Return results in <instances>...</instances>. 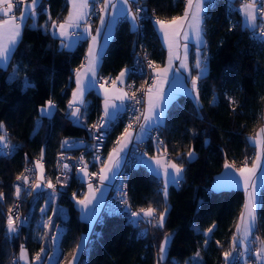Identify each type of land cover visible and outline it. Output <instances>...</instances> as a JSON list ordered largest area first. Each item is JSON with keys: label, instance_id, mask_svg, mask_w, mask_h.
<instances>
[{"label": "trees", "instance_id": "1", "mask_svg": "<svg viewBox=\"0 0 264 264\" xmlns=\"http://www.w3.org/2000/svg\"><path fill=\"white\" fill-rule=\"evenodd\" d=\"M239 2L208 1L204 20L207 71L200 81L199 106L191 97L178 96L159 127L167 154L175 162H180L178 152L185 154L194 149L196 153V159L183 164L181 185L168 188L169 211L164 228L152 227L150 233L142 237L139 231L144 223L137 228L125 215L103 212L91 229L81 219L72 199L73 193L83 198L84 186H79L70 175L65 191L58 193V204L64 208L65 215L62 225L66 228L61 237L60 264L72 260L76 245L84 235H89V240L80 256V264H157L163 236L174 229L177 231L165 264H187L196 252L202 257L200 264H224L222 253L230 249L245 194L235 188L215 190L212 182L227 162L236 168L253 162L255 146L249 138L255 136L264 122V41L243 26L237 8ZM139 3L149 13L148 17L140 19V33L131 28L128 19L118 22L103 55L100 74L117 76L133 61L138 45L156 65L164 64L166 51L154 18L166 20L181 15L184 0H141ZM68 9L67 0H41L37 7L38 27L31 26L30 19L27 21L8 66L0 68V122L5 125L7 139L17 146L11 156L5 157L0 152V193L4 195L0 201V264H11L12 257H19L21 246L27 249L30 261L41 247L47 249L49 256L51 248L41 239L44 226L39 222L42 215L39 209L48 188L33 189L31 195L21 200L20 211L28 216V224L18 227L17 234L7 232L6 217L16 199V177L41 159L43 149L45 178L62 186L56 173L57 157L63 151L61 142L86 135L82 126L67 119V113L75 87L74 70L84 62L87 42H81L73 51H59L60 41L42 28L49 21V15L50 21L60 22L67 16ZM14 71L17 79H12ZM25 78L32 85L26 89L23 87ZM213 96L217 97L215 103ZM229 97L235 104L230 105ZM49 99L57 106L50 119L39 113ZM86 99L84 124L95 123L102 116V98L91 90ZM39 118L41 124L37 127ZM125 127V120H121L112 130L104 154ZM142 146L149 155L156 153L152 139ZM98 166L99 162L93 163L92 170H97ZM160 193L161 186L145 166L133 167L128 197L134 208L151 206L162 210L165 202ZM261 194L264 195V186ZM213 224L216 228L205 246L204 233ZM257 226V234L264 240V206L257 210ZM47 260L42 264H47Z\"/></svg>", "mask_w": 264, "mask_h": 264}, {"label": "snow or ice", "instance_id": "2", "mask_svg": "<svg viewBox=\"0 0 264 264\" xmlns=\"http://www.w3.org/2000/svg\"><path fill=\"white\" fill-rule=\"evenodd\" d=\"M39 2L40 0H0V68H6L8 66L12 54L20 41L23 28L26 26V21L28 19L35 21L37 16L36 9ZM184 3L185 10L181 15L166 20L155 19V25L168 50V59L164 67L156 65L153 61L147 62V67L155 72V80L149 86L140 89L142 93L140 97H137L135 91L129 94L123 87H117L118 83L123 85L128 76L134 71H145L140 66L139 60L133 68L123 69L114 80H111L110 88L105 87V84L108 83L107 80L103 77L97 78L100 65V57L98 54L100 45L97 37L100 36L101 29H107L106 36L111 35L118 17L128 19L135 28H139L138 21L141 19L140 13L144 10L140 7L139 0H69L70 10L68 11L67 17L59 23L55 20L51 21V34L54 37L60 38L61 46L64 48L71 47L73 38L84 39L87 37L92 41L86 56L87 66H82L84 67V71L81 72L80 69L74 70L76 88L72 92V99L68 104L69 112L67 115L72 118L74 123L84 124L87 116V103L84 99L85 92L90 89L99 88L103 90V114L96 125H92L90 128L86 124L84 125L92 134L94 141L99 142L103 140L107 125L118 117L122 109L131 107L133 112L132 120L136 122L135 127L130 122L124 128L122 134L116 141L118 147H114L105 160H101L98 154L95 156V160L101 164L98 173H89L88 164L84 161L83 155L77 160L75 165L64 162L70 158L65 154L75 149L77 143L82 145V141L74 142L65 139L61 142V149L63 151L60 153L57 166L64 179L61 181L60 176H58L57 181L62 186H66L70 178L69 173L72 172L73 167L78 169L76 172L78 178L82 181H88V191L84 197L79 199L77 198V194L73 193L72 199L79 207L82 217L92 224L96 223L99 218L98 208L100 207V199L96 193L107 186L105 182L117 176L124 155H126L124 153L125 147L134 141L136 143L142 142L146 135H150L152 130L158 129L163 123L165 118V105L170 100V97L165 92V86L169 84L170 74L182 75L181 70L187 72V79L191 88H186L185 91L194 96L199 106L200 81L205 76L207 63V57L203 54L204 47L206 46L204 20L207 0H184ZM134 4L136 5L135 10H133ZM17 10L20 13L19 16L15 14ZM242 12L244 14L243 26L246 29L252 30L254 35H258L264 41V23H258V20L264 21V0H245ZM93 14H99L98 18L101 26L96 29V35H92L91 24L89 23L90 17ZM49 20H51L50 15ZM33 27H38V25L34 23ZM44 29L45 31L49 30L47 23L44 25ZM193 39L196 41V54L194 56V64L190 66L188 63L189 42ZM181 41L184 42L182 43ZM181 49H183V57H181ZM176 60H180V65L177 68H173L174 61ZM194 70L195 75H193ZM17 78L18 75L14 71L12 79ZM31 86L30 81L25 78L23 87L26 89ZM129 87L132 86L129 85ZM228 99L230 105L235 104V101L231 97ZM216 100L217 97L213 96L212 102L215 103ZM142 104H146V107L144 111L140 112L136 106ZM56 107L55 102L49 99L39 109V112L42 117L50 119ZM82 108L85 111L82 112ZM0 132L3 133L0 134V152L5 157L11 156L17 146L12 145L10 140L7 139V131L2 122H0ZM249 140L254 145L259 144L261 146V154H258L254 158L251 167L247 166V162H245V166L236 169L239 172V180H236L232 176L229 177V179L243 187L247 193V199L243 205V211L239 216L236 231L232 236L230 249L222 253L224 264H239L240 261H243V264H248V259L251 256L256 258L257 264H264V240L255 235L259 230L257 226V210L264 206V195L260 191V183L264 180V165L261 163L262 156H264V128L260 129V132L255 137H250ZM156 143L158 146H162L164 152L167 153V145L163 144V141L157 138ZM100 146L99 143L92 145L96 149ZM159 151L160 147H157V153ZM177 156L180 160L179 163L173 161L167 155L161 157L160 155L148 156L147 153H141V162L146 163L152 174L162 182L163 187L160 195L163 196L165 202L162 210L151 206L147 209L141 208L139 211L132 210L125 190L127 185L121 179L120 203L125 206V211L130 217L129 222L133 226L139 228L141 223H147L156 228H164L166 216L169 211L167 207L168 188L170 185H176L177 187L181 185L184 179V162H191L196 159L194 149L188 150L185 154L178 152ZM144 157H147V160H144ZM42 159L43 149L41 150V160L35 162V168L40 170V174L38 177L33 175V183L31 185H28L29 176L16 177L18 181L22 180L23 182V184H17L15 186L14 194L17 201L21 198V188L23 185H28L26 191L29 195L32 194L33 189H41L42 185L48 189H55L56 186L52 181L46 179L44 176V166L41 163ZM224 167L226 170H230L234 168V165L226 163ZM25 171L33 172L34 169L26 168ZM91 177L98 178L99 188L93 186ZM37 180L39 182H36ZM3 198V193H0V201ZM55 199L56 192L49 193L48 200L39 209L42 215L48 212H51L52 216L62 215L63 210L52 206ZM15 208V213L10 210L6 217V228L9 235L17 234L19 231L15 220H21V225L27 222V217L21 219L19 215V203L15 205ZM43 226L52 232H55L59 228V225H56L51 217L44 221ZM215 228L216 225L213 224L204 233L205 246H207L209 240L212 238L211 234ZM171 237L172 234L170 233L164 234V238L159 246L157 264H161V261L164 259ZM41 239H46L54 248L58 243L59 236L53 234L50 237H42ZM257 242L259 243V247L254 248L253 245ZM216 243L219 245L220 242L216 241ZM82 247V244L76 245V255L72 257V260L68 264H78L79 253ZM46 253L47 249L41 247L40 251L30 261L27 249L21 246L19 257L13 258L12 264H20V262H24V264H42L43 260L48 259L50 261L53 258L47 256ZM192 259L194 264H199L202 257L199 252H196Z\"/></svg>", "mask_w": 264, "mask_h": 264}, {"label": "built area", "instance_id": "3", "mask_svg": "<svg viewBox=\"0 0 264 264\" xmlns=\"http://www.w3.org/2000/svg\"><path fill=\"white\" fill-rule=\"evenodd\" d=\"M239 1L241 3L245 2V0H239ZM140 7L144 9L140 13V17L141 18L148 17L149 13L145 9V7L142 6L141 4H140ZM135 8H134V10H135ZM97 16H98V14H93L90 17L89 22L92 23L95 20V18H97ZM154 20H155V18H154ZM138 23H139V28L137 29V32L140 33V20L138 21ZM259 23H264V21H260L259 20ZM138 60L140 61V66L142 68H144L145 71L144 72L134 71L133 73H131L129 75V78H128V81H127L126 85L124 86V90L128 91L129 94H131L132 91H135L137 97H140L142 95L140 89L142 87H147V86H149L150 84H152L154 82V80H155V72L151 68L147 67V62L151 61V59L144 52L142 46H140V45H138V49H137V51H136V53L134 55L133 61L129 65H127L125 68H133L136 65ZM99 77H103L105 80L108 81V83L105 84L107 86H110L111 85V80H114L113 77L105 76L103 74H99ZM129 85H131L132 87H129ZM136 108L140 112H142V111L145 110V104L137 105ZM132 115H133V112H132L131 107H127L123 112H121L118 115V117L113 122H110L107 125L106 134H105L103 140L99 141V142L94 141L93 138H92V134L88 131V128H90L92 125H96L99 120L97 122H95V123L86 124L88 126V128H86L84 126L85 124H77V123L73 122L77 126H82L85 129V131H86V135L83 136V137L66 138V139H68L70 141H74V142H81L82 141L83 144L81 145V144L77 143V147L75 149H73L72 151L66 153L65 155L70 157V158L66 159L64 162L68 163L70 165H75L77 160L83 155L84 161L87 162V164H88L89 173H92V172H97L98 173L97 170H92V164L95 163V162H98V161L95 160V156L98 154L100 156V158L102 159L104 151H105V148H106L108 140H109L110 133L112 132V130L117 126V124L121 120H125L126 126L131 122V123H133V125L135 127L136 122L132 120ZM97 135H99V133H97ZM157 138H159V140L163 141L162 138L160 137L159 128L155 129V130H152L151 134H150V139H152L155 143L157 141ZM96 143H99L101 145L98 149L92 147V145L96 144ZM163 144H164V142H163ZM159 147L162 148V146H159ZM137 149H138V151H137ZM141 153H146L145 148L142 145H133L131 147V149L129 150V152L127 153L125 166L121 170V172L118 175L116 181L111 186L110 194H109L105 204L102 207V213L103 212H107L108 214H112V215H125L128 219H130L128 213L125 211V206L122 203H120V199H119V197H120L121 179L127 185L125 190L127 192V199L129 201V197H128L129 176H130V172L133 169V167H135L138 164H140V162H141ZM59 156H60V154L57 157V161H58ZM27 169H34V171L33 172L24 171L20 176H29L28 185H31L33 183V179H32L33 175L36 176V168H35L34 164H30L27 167ZM77 170L78 169L76 167H73L72 172L69 173V176L72 175L75 178L77 184L79 186H81V185H83V183H82V180L76 176ZM56 173H57V176H60V178H64L61 175L60 170L58 169L57 163H56ZM91 182L92 183L98 182V178L97 177H91ZM17 184H23L22 180L18 181L16 179L14 187ZM28 185H23L22 186L20 200L17 201L15 199L14 205L12 206L11 209H9V211L11 210L13 213H15V211H16L15 205L17 203H19V210L18 211H19V215H20L21 219L27 217V222L24 223L23 225H21V220H19V219L15 220V224L19 228L27 226V224H28V216L22 214L21 211H20V209H21V200L24 197L29 196L28 192L26 191V188L28 187ZM54 190H56L59 194L63 193L65 191V186H56ZM129 203H130V201H129ZM130 205H131V203H130ZM131 207H132V210H134V211H139L140 210V209L134 208L132 205H131ZM9 211H8V213H9ZM62 227H63L62 230L64 231V226H62ZM152 227H153L152 225L144 223V225L140 228V231H139L140 235L142 237H146L150 233ZM56 235H58V234L56 233ZM61 235H62V233H60L58 235L59 239H61V237H62ZM60 249L61 248L59 247V245L57 243L56 246L53 248V251H52L53 253L49 256V257H53V258L50 261L48 260L47 264H54L56 258L58 257V254L60 253ZM56 250H58L57 255L55 254ZM13 258H15V257H12L11 264H12ZM248 261H252L253 264H256L250 258L248 259ZM239 264H243V261H240Z\"/></svg>", "mask_w": 264, "mask_h": 264}, {"label": "crops", "instance_id": "4", "mask_svg": "<svg viewBox=\"0 0 264 264\" xmlns=\"http://www.w3.org/2000/svg\"><path fill=\"white\" fill-rule=\"evenodd\" d=\"M140 1H141V0H139V2H140ZM208 1H209V0H207V3H208ZM229 1H230L231 3H234V2L237 1V0H229ZM67 2H68V5H69V9H68V11H69V10H70L69 0H67ZM40 3H41V0H40V2H39L38 6L40 5ZM244 3H245V2H242V3L239 2L238 6H237V8H238V10H239V12H240V14H241V18H242V23H243V25H244V14H243V12H242V7H243ZM38 6H37V7H38ZM134 6H135V4L133 5V10H134ZM206 8H207V4H206ZM184 10H185V3H184ZM36 11H37V9H36ZM183 12H184V11H183ZM205 13H206V9H205ZM15 14H16L17 16H19L20 13L16 11ZM67 15H68V13H67ZM98 15H99V14H98ZM37 16H38V12H37ZM37 16H36V18H35V21H33V19H30V20H31V26H33L34 23L37 25ZM66 17H67V16H66ZM66 17H65V18H66ZM122 19H125V18H122V17H118V18H117V22H116L114 28L112 29L111 35L106 36V31H107V29H101V34H100L99 37H97V39H98V43H99V45H100V47L98 48V54H99V57H100V64H101V61H102L103 55H104V53H105V51H106V49H107V46L109 45L110 41L112 40V38H113V36H114L116 26H117L118 22H119L120 20H122ZM28 20H29V19H28ZM28 20H27V21H28ZM27 21H26V23H27ZM60 22H62V21H60ZM129 22H130V21H129ZM57 23H59V22H57ZM89 23L91 24L92 35H96V29L101 27V26H100V21H99L98 16H97V18H95V20H94L92 23H91V22H89ZM258 23H259V20H258ZM45 24H46V23H44V24L42 25V28H43V29H44V25H45ZM130 24H131V28H132L134 31H137L138 28H135V27L132 25L131 22H130ZM47 25H48V29H49L48 31H49V33L51 34V21H50V20L47 22ZM23 29H24V28H23ZM81 31H82V30H81ZM156 31H157V34H158L159 39H160V41H161V44H162V46L164 47V49H165V51H166L165 62H164L163 65L160 66V67H164V66L166 65V63H167V59H168V50H167V47H166V45H165V43H164V41H163L162 36H161L160 33L158 32L157 26H156ZM257 32H258V30H257ZM22 33H23V32H22ZM51 36H52L54 39H57V40L60 41V38H58V37H54L52 34H51ZM256 36L259 38L258 35H256ZM20 39H21V38H20ZM259 39H260V38H259ZM205 40H206V37H205ZM83 41H86V42H87V46H86V52H85L84 62H83L82 65L78 68V69H80L81 72H83V71H84V67L87 66V59H86V56H87V53H88V49H89V47L91 46V43H92L91 39H90V38H87V37L84 38V39L73 38V42L71 43V47H70V48H64L66 51H73V50H74V49H75V48H76L81 42H83ZM181 42L183 43L184 41H181ZM17 45H18V44H17ZM195 45H196V41H195L194 39H193V40H190V42H189V52H188V63H189L190 66H192V65L194 64V56H195V54H196V48H195ZM16 47H17V46H16ZM203 54L206 55V57H207V54L205 53V47H204ZM181 57H183V49H181ZM8 64H9V63H8ZM179 65H180V60H176V61H174L173 68H177V67H179ZM82 66H84V67H82ZM206 67H207V63H206ZM3 69H5V68H3ZM206 71H207V69H206ZM181 73H182V75H181V74H175V75L170 74V75H169V84L165 86V92H166L167 95L170 97V100H169V102L165 105V118H164V120H163V123H164V121H165V119H166L167 110H168L170 104L175 100V98H177V97L180 96V95H184V96L191 97V98L195 101L194 96L188 94V93L185 91L186 88H189V89L191 88V85H190V83H189V81H188V79H187V75H188V74H187V72L184 71V70H181ZM99 74H100V65H99V70H98L97 78H99ZM195 74H196V73H195V70H194V71H193V75H195ZM118 75H119V74H118ZM118 75H117V76H118ZM117 76H115L114 79H115ZM128 78H129V76H128ZM128 78L125 80V82H124L123 85H120V84L118 83V84H117V87H118V88H120V87H123V88H124V86L126 85V83H127V81H128ZM105 87H109V88H110L111 85H110V86L105 85ZM75 88H76V85H75V87H74L73 90H75ZM91 90H93L96 94H98V95L102 98V114H103V102H104V101H103V90H102V89H99V88H95V89H90V90L86 91V92H85V95H84V99H85L87 105H88V101H87V99H86V97H87V93H88L89 91H91ZM71 99H72V94H71V98H70V100H71ZM195 102H196V101H195ZM145 107H146V104H145ZM125 109H126V108H125ZM125 109H122L121 112H123ZM54 111H55V110H54ZM68 111H69V109H68ZM81 111L83 112V111H85V109L82 108ZM121 112H120V113H121ZM39 113H40V112H39ZM53 113H54V112H53ZM40 115H41V114H40ZM163 123H162L161 125H163ZM40 124H41V118H39V119L37 120V123H36L37 127H39ZM161 125H160V126H161ZM160 126H159V127H160ZM159 127H158V128H159ZM262 128H264V122H263V124L259 127L257 133H259V132H260V129H262ZM257 133L255 134V136L257 135ZM255 136H253V137H255ZM149 139H150V135H146V136L144 137V139H143L142 142H140V143H136V142L134 141L132 144H128V145L125 147V149H124V153H126V155L122 154V155H124V158H123V161H122V163H121V168L119 169V172H118L117 176L113 177L110 181L105 182L107 186L104 187L101 191H98V192L96 193L97 196H98L99 199H100V207L98 208V212H99V218H98V220L100 219V216H101V213H102V207H103V205L105 204V202H106V200H107V198H108V196H109V194H110L111 186H112V184L116 181L118 175L120 174L121 170H122L123 167L125 166L127 153L129 152V150L131 149V147H132L133 145H143V144H144L147 140H149ZM251 143H252V142H251ZM154 144H155V146H156V153H155L154 155H149V154L147 153L148 156H155V155H160L161 157H163V156H165V155L169 156V155H168L167 153H165L164 150L161 149V148H160L159 153H157V147H159V146H157V144H156L155 142H154ZM252 144H253V143H252ZM253 145H254V144H253ZM254 146H255V157H256L258 154H261V146H260L259 144H255ZM114 147H118V145L116 144V142H115V144H114V145L108 150V152H107L106 154H103V157H102L101 160H105V159L107 158L108 154L111 152V150H112ZM255 157H254V158H255ZM143 159H144V160H147V157H144ZM172 160H173V159H172ZM173 161H174V160H173ZM253 162H254V160H253ZM253 162H252L251 164H247V166L251 167L252 164H253ZM227 163L232 164L231 162H227ZM261 163H262V165H264V156H262ZM140 164H142L143 166H145V167L151 172L150 168L146 165V163H142V162H140ZM244 166H245V165H244ZM100 167H101V164L99 163V166H98V168H97V171H98V172H99V168H100ZM242 167H243V166H242ZM236 169H239V168H236V167L234 166L233 169L226 170L225 167H224L223 170L221 171V173H219L218 175H216L215 178L213 179V182H212V187H213V189H215V190H222V189H232V188H235V189H241V190L244 191V189H243V187H242L241 185H238V184H236L234 181H232L231 179H229L230 176L235 177L236 180H239V179H240L239 172L236 171ZM151 173H152V172H151ZM156 179H157V178H156ZM157 181H158V183H159V185L161 186V189H162V187H163L162 182H161L160 180H158V179H157ZM82 183H83V186H84V189H83V197H84V195H85V194L87 193V191H88V187H87V183H88V181H82ZM91 183H92V182H91ZM92 184H93V186L96 187V188H99V187H100L99 180H98V182H94V183H92ZM218 186H219V187H218ZM263 186H264V180H262L261 183H260V191H261V189H262ZM42 188H43V187H42ZM43 189H44V188H43ZM244 194H245V202H246V199H247V193L244 191ZM167 199H168V198H167ZM245 202H244V204H245ZM76 207H77V209L79 210V213H80V217H81V219H82L83 221L87 222V223L90 225V228L92 229V228L95 226V224H96L97 222L94 223V224L90 223L87 219H85V218L82 217L79 207H78L77 205H76ZM242 211H243V209H242ZM242 211H241V212H242ZM98 220H97V221H98ZM237 223H238V222H237ZM235 231H236V228H235ZM255 235L259 236V235L257 234V232L255 233ZM260 239H261V238H260ZM84 240H85V241H84ZM88 240H89V235H84V236L81 238V241H80L79 244H82L83 247H82V250H81L80 253H79L78 264H80V256H81V254H82V252H83V250H84V248H85L86 243H87ZM255 246H256V248H258V247H259V243L257 242ZM250 259H252V260L257 264V262H256V258H255L254 256H251Z\"/></svg>", "mask_w": 264, "mask_h": 264}, {"label": "rangeland", "instance_id": "5", "mask_svg": "<svg viewBox=\"0 0 264 264\" xmlns=\"http://www.w3.org/2000/svg\"><path fill=\"white\" fill-rule=\"evenodd\" d=\"M206 69H207V67H206ZM41 159H39V160H37V161H40ZM41 163L43 164V162L41 161ZM44 166V165H43ZM39 174H40V170L38 169V168H36V177H38L39 176ZM44 176H45V170H44ZM36 182H39L38 180L36 181ZM42 187L43 188H47L46 186H43L42 185ZM41 187V189H43ZM41 189H39V191L41 190ZM37 190V189H36ZM38 191V190H37ZM36 191V192H37ZM53 191H55L56 192V199H55V201L53 202V204H52V206L53 207H55V208H58V209H61V210H63V212H62V215L61 216H52V214H51V212H48L47 214H44V215H41L40 216V220H39V222H41L43 225H44V221L46 220V219H48L49 217H51V219L54 221V223L56 224V225H59V228L55 231V232H52V231H49L47 228H45L44 227V231H43V237H50L51 235H53V234H60V233H62L63 234V227H62V218L65 216L64 215V208H62L59 204H58V192L56 191V190H53V189H47V192L46 193H44V202L45 201H47L48 200V198H49V193H51V192H53ZM44 202H43V205H42V207L44 206ZM62 236V235H61ZM46 240V239H45ZM85 241V240H84ZM46 243L48 244V248L50 247L51 248V251H50V254H49V256L53 253L52 251H53V247L51 246V244L50 243H48L47 241H46ZM256 244H254L253 245V247L254 248H256V246H255ZM59 255V254H58ZM194 257V256H193ZM192 257V258H193ZM189 259L188 260V262H187V264H194V262H193V259ZM48 261V260H47ZM203 262V260H201V261H199V264L200 263H202ZM21 264H24V262H20ZM248 264H253L252 263V261H248Z\"/></svg>", "mask_w": 264, "mask_h": 264}, {"label": "water", "instance_id": "6", "mask_svg": "<svg viewBox=\"0 0 264 264\" xmlns=\"http://www.w3.org/2000/svg\"><path fill=\"white\" fill-rule=\"evenodd\" d=\"M63 49H64V47L61 46V42H60V43H59V51H62ZM67 119H68L69 121H73L72 118H70L69 116H67ZM62 226H64V225H62ZM65 230H66V228H65V226H64V232H65ZM176 231H177V230L174 229V230H170V231L166 232V233H170V234H172V237H171V241H170V243H169V245H168V247H167L166 255L164 256V259L161 261V264H165L166 261L168 260L169 256H170V251H171V247H172V244H173V240H174V237H175ZM64 232H63V233H64ZM62 235H63V234H62ZM163 238H164V236H163ZM162 240H163V239H162ZM58 245H59V247H60V245H61V239L58 240ZM159 246H160V245H159ZM158 258H159V249H158ZM60 262H61V249H60V253H59L58 257L56 258L54 264H60Z\"/></svg>", "mask_w": 264, "mask_h": 264}, {"label": "bare ground", "instance_id": "7", "mask_svg": "<svg viewBox=\"0 0 264 264\" xmlns=\"http://www.w3.org/2000/svg\"><path fill=\"white\" fill-rule=\"evenodd\" d=\"M57 253H58V250H56V253L55 254L57 255Z\"/></svg>", "mask_w": 264, "mask_h": 264}]
</instances>
